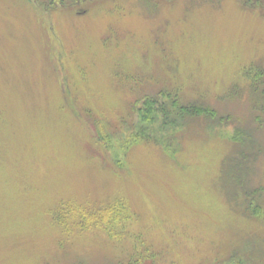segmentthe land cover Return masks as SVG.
Returning a JSON list of instances; mask_svg holds the SVG:
<instances>
[{
  "label": "rangeland",
  "instance_id": "rangeland-1",
  "mask_svg": "<svg viewBox=\"0 0 264 264\" xmlns=\"http://www.w3.org/2000/svg\"><path fill=\"white\" fill-rule=\"evenodd\" d=\"M250 2L0 0V264H120L141 241L160 264L233 247L264 264V218L247 221L219 178L239 125L259 149L246 181L264 184V111L246 77L264 66V8ZM165 88L232 121L157 133L137 110ZM119 203L122 220L95 219Z\"/></svg>",
  "mask_w": 264,
  "mask_h": 264
},
{
  "label": "trees",
  "instance_id": "trees-1",
  "mask_svg": "<svg viewBox=\"0 0 264 264\" xmlns=\"http://www.w3.org/2000/svg\"><path fill=\"white\" fill-rule=\"evenodd\" d=\"M247 1L248 0H245V3ZM252 2H254H250L252 6L255 5L264 8V0H252ZM246 77L251 82L253 93H256L255 100H257V103H255V105H258L257 109L264 111V66H261L255 72L246 71ZM161 96H166L169 101H162L160 98ZM142 105L144 106L143 108L138 109L137 107L140 119L143 120V124L148 127L153 124H157V128H155L157 133L160 131L162 132L164 129L171 131V129L174 128H183L191 121V119H197L202 123L203 120H217V125L213 123V127L226 125L232 121V116H221V113L217 110V108L211 106L207 100H186L179 90H173V88L162 89L156 95L144 98ZM98 123L95 125V132L96 138L101 141L103 140L104 135L102 134V130ZM148 134L151 137L155 136L154 138L157 139L156 141H159L160 143L161 137H158V135H153L156 133ZM162 139L164 140V138ZM233 139L237 142L239 149L236 154H232L228 157L226 164H222L219 175L220 181L221 183H224V180L229 176L228 183L230 185L237 184L235 186L236 188H234L235 191L231 190V197L229 196L232 205L234 204L235 208L238 207L237 212L243 209L242 212L240 211V213L247 221H263L264 184L254 187L246 181V177L249 175L250 170L249 163L255 161L259 155L256 138L250 131L243 130V128H241L239 125H236ZM64 206L65 205H63V209L59 211L56 218L61 224H65L63 215L66 211ZM122 209H125L124 203H119L118 206H104L103 212H98L101 214V217L95 219L97 221L103 222L105 217L108 215L107 213L111 212L113 213L114 221L117 220L118 222L119 220L123 219ZM114 221H112V223ZM94 222L95 221H93V223ZM108 229L110 231V228ZM251 232L253 231H249L248 233L252 234ZM141 243L136 242L132 254L127 258V260H125V262H121L120 264H160V261H158V251L154 248L151 249L150 246L146 245L142 241ZM140 245L142 246V250H139L140 247L138 248ZM237 248L238 247H233L232 254L224 256L223 258L217 257V261H214L210 264H228L232 261H235L237 264H251L250 261L252 259L247 254L253 255V252H245V255H243L244 253L238 251ZM251 250L255 251L254 249ZM262 253L264 252L262 251ZM172 264L179 263L175 261Z\"/></svg>",
  "mask_w": 264,
  "mask_h": 264
}]
</instances>
